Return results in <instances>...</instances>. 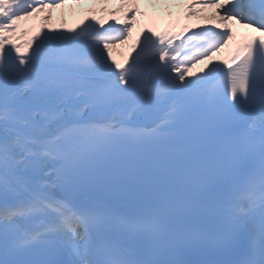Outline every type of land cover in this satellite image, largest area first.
I'll use <instances>...</instances> for the list:
<instances>
[{
  "label": "snow or ice",
  "instance_id": "obj_1",
  "mask_svg": "<svg viewBox=\"0 0 264 264\" xmlns=\"http://www.w3.org/2000/svg\"><path fill=\"white\" fill-rule=\"evenodd\" d=\"M0 264H264V0H0Z\"/></svg>",
  "mask_w": 264,
  "mask_h": 264
},
{
  "label": "rangeland",
  "instance_id": "obj_2",
  "mask_svg": "<svg viewBox=\"0 0 264 264\" xmlns=\"http://www.w3.org/2000/svg\"><path fill=\"white\" fill-rule=\"evenodd\" d=\"M69 23H71V18L69 17ZM57 27H59V22H57Z\"/></svg>",
  "mask_w": 264,
  "mask_h": 264
}]
</instances>
